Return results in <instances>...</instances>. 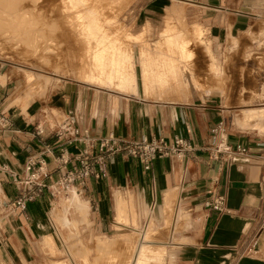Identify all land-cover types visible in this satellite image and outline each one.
Wrapping results in <instances>:
<instances>
[{
    "label": "crops",
    "instance_id": "1",
    "mask_svg": "<svg viewBox=\"0 0 264 264\" xmlns=\"http://www.w3.org/2000/svg\"><path fill=\"white\" fill-rule=\"evenodd\" d=\"M186 10L188 16L196 18L193 23L209 32L215 45L225 44L232 35H264V0H138L136 13L151 25L157 27L160 23L159 27H164L162 18L166 14ZM254 45L264 51L260 42ZM5 66L0 61V76H9ZM8 89V80L0 82L2 264L26 259L41 242L59 250L61 227L76 230L80 225L79 218L71 217V211L82 217L89 213L91 223L84 240L100 241L98 258H104L106 252L131 255L133 243L139 242L142 261L146 259L144 264H150L148 242L162 244L175 258L174 264H264V133L238 126L233 115L237 106L223 109L217 100L222 97L219 93L206 96L205 101L185 104L149 102L134 94L114 95L120 107L109 112L103 103L90 101L81 86L69 82L55 95L54 107L65 117L76 115L80 128L92 137L114 134L138 140L180 134L191 141L195 151L183 159H159L149 171L136 159L118 156L110 162L105 178L87 183L83 195L88 199L73 193L55 202L45 196L29 203L24 211H14L10 202L18 192L13 177L24 174L30 156L40 155L55 166L63 147L75 155L84 145L58 138L55 129L59 123L47 127L42 108L31 106L29 117L18 109L8 110ZM221 120L229 144L248 149L237 161L213 160L209 156L208 150L218 142L212 127ZM215 193L225 197L227 212L220 213L207 205ZM140 224H146L142 233L137 228ZM156 225L159 227L154 229ZM115 227H120V232ZM126 229L131 235L121 238V231ZM120 240L123 246L118 251L115 244ZM253 240L255 248L247 252L246 245ZM112 241L116 243L106 244ZM74 247L86 264V245L79 239ZM152 251L155 258H161L162 250Z\"/></svg>",
    "mask_w": 264,
    "mask_h": 264
},
{
    "label": "rangeland",
    "instance_id": "2",
    "mask_svg": "<svg viewBox=\"0 0 264 264\" xmlns=\"http://www.w3.org/2000/svg\"><path fill=\"white\" fill-rule=\"evenodd\" d=\"M29 1L31 0L24 1L23 5L29 7L28 9L38 5L36 10L33 8L34 12L37 11L36 14L43 15L46 19L51 18L56 23L63 18L67 21L68 28L54 30L52 26H39L37 30L31 24L22 25L21 21L19 23L16 20L9 28L17 30V37L8 33L4 35L0 31L4 35L0 34V61L6 64L5 67L10 72L9 76H0V82L9 81L6 107L10 111L18 109L22 115L29 117L32 114L31 106L42 108L43 123L47 127L60 124L66 117L54 107V97L69 82L81 86L87 91L90 101H95V104L103 103L109 112H116L120 107L114 95L124 96L123 94H134L149 102L185 104L205 101L206 96L217 92L222 96L217 100L223 109L227 110L226 106H237V112L233 114L235 118L242 116L245 109L264 108V51L254 45L255 42H260L263 47L264 35H232L225 44L215 45L209 32L203 26L200 27L199 23H193L196 18L188 16L187 10L166 14L162 18L164 27H159L160 23L156 27L137 15L138 0H35L34 4V0ZM59 5L63 7L60 12L57 11ZM6 11L0 5L5 28L9 21L4 14ZM82 13L89 15L82 16ZM142 35L143 42H148L152 47L156 45V49L166 52L174 74L185 73L187 78L182 75L176 78L169 76L165 79L166 82H158L152 70L144 73L139 55L140 43L133 38ZM162 37L163 40L159 42ZM210 52L216 61L213 67L218 70V75L210 71ZM100 53L101 58L105 54V60L97 58ZM116 70L118 74L114 72ZM213 85L215 89L212 88ZM208 151L212 158V150ZM69 195L56 198L55 202L71 197ZM81 196L88 199L85 195ZM71 217L79 218V228L70 230L61 227L59 250H52L41 242L35 249L32 248L31 256L26 259L16 258L10 264H83L74 250L79 239L87 247L88 258H84L86 264H136L135 259L141 250L139 242L133 243L131 255L119 256L106 252L104 258H98L101 251L98 247L100 241L96 238L84 240V234L91 223L89 213L82 217L80 213L71 211ZM125 224L128 228V220ZM145 227L146 224H140L137 228L142 233ZM157 227L159 225L154 226V229ZM115 228L116 232H120V227ZM77 230L79 235L74 234ZM121 232V238L130 234L128 229ZM114 243L116 242L106 244ZM145 244L151 246L150 264H174L175 258L167 254L162 244ZM122 246L120 240L115 244V249L120 251ZM169 248L178 250L170 245ZM158 249L163 251L160 259L155 258L152 253V250ZM145 261L146 259L141 264Z\"/></svg>",
    "mask_w": 264,
    "mask_h": 264
},
{
    "label": "built area",
    "instance_id": "3",
    "mask_svg": "<svg viewBox=\"0 0 264 264\" xmlns=\"http://www.w3.org/2000/svg\"><path fill=\"white\" fill-rule=\"evenodd\" d=\"M38 131L43 132L40 128ZM212 133L218 136L217 144L211 149L213 159L233 162L248 152L245 146L237 145L234 148L229 144L224 121L217 122L212 127ZM55 135L58 138L65 137L70 144L82 143L84 147L75 155L63 147L55 158V166H51L50 161L40 155L30 156L24 174L13 177L18 194L10 202L11 210L24 211L29 203L45 196L55 200L73 191L83 195L90 180L107 176L110 162L118 156L136 159L149 171L159 159H183L195 151L191 141L180 134L170 138L144 136L138 140H125L110 134L97 139L88 130L80 128L76 115L66 117L55 129ZM207 205L220 213L228 210L225 197L217 193L212 195ZM255 245L256 241L253 240L246 245V251L252 252Z\"/></svg>",
    "mask_w": 264,
    "mask_h": 264
},
{
    "label": "bare ground",
    "instance_id": "4",
    "mask_svg": "<svg viewBox=\"0 0 264 264\" xmlns=\"http://www.w3.org/2000/svg\"><path fill=\"white\" fill-rule=\"evenodd\" d=\"M24 1L27 2V0H0V5L3 6V9H6L7 10L4 14L7 16L8 20H9L8 23H7L8 24V27L5 28V24L6 23L3 20V15L2 16L0 15L1 16L0 17V31H3L4 32L3 33L4 35L10 34L11 36H14V37L15 36L16 37L18 36L17 30H12V29L9 28V25H11V24L13 25V23L16 22V20H19V23L21 21L20 24H22V25H30L31 24V26L33 25L34 28H36L37 30L40 27L42 28V27H45V26H50V27L52 26L51 28L54 29V30L55 29L57 30L58 28H60V30H61V28H63V27L64 28H68V23H67V21L63 20V18H61L60 20H57V23L55 21H53L51 18L50 19H46V17H44L43 15L41 16V15L36 14L37 11L34 12L36 10L35 7L37 8L38 5H36V6L33 7L35 10L33 8H31V7H30L31 10H30V9H28L29 7L27 8V6L23 5ZM31 1H29V2H31ZM32 3L34 4L35 3V0L32 1ZM32 3H31V5H32ZM61 8H63L61 5L57 6V11L60 12L61 11ZM75 8H76V6H75ZM38 9H41V8H38ZM40 12H38V13H40ZM86 15H87L86 13H82V16H86ZM31 17H35L36 19L33 20V19H31ZM17 27H20V26H17ZM66 30L68 31V29H66ZM65 34H67V32ZM4 35L1 34V36H4ZM56 35H57V33H56ZM5 38H9V37H6L5 36ZM133 38H134V41L135 42H139L140 43V52H139V55H140L141 65H142V68H143L144 73L147 74V72H149L150 70H152L154 72V74H155V79L158 82H164L165 79H167L169 76L176 78V77H178V75H182L185 79L187 78V76H185V73H182V74H174V70H173V68H171V64L172 63L167 60V54H166V52H164L161 49H156V47H155L156 45L154 47H152V46H150V44L148 42H146V41L143 42V40H144L143 35L142 36H139V37L134 36ZM202 38L204 39V37H202ZM5 40L8 41L9 39H5ZM11 40H14V38L11 39ZM11 40H9V41H11ZM161 40H163V37H162V39L159 40V42ZM146 44H148V45H146ZM208 50H210V47L208 48ZM104 53L102 54V58H101V53L100 54H97V58L98 59L105 60L106 56H105ZM210 56H211V63H212V69L210 71H212V74L218 75V70L217 69H214V67H213V66L216 65V61H215L214 57H212L211 52H210ZM49 58H50V56H49ZM115 59H117V57ZM114 72H117V74H118V71L117 70L114 71ZM82 76H84V75H82ZM168 81L169 80H167V83H168ZM190 81L191 80H189V82ZM153 86H156V85L154 84ZM167 87H169V86H167ZM213 87H215V85H213L212 88ZM165 88H166V86H165ZM185 89H183V90H185ZM213 89H215V88H213ZM153 90H154V88H153ZM236 118H235L236 124L238 126H240L242 129H244V130H257L260 133H264V108L245 109L243 111L242 116L238 117L237 119ZM73 193H76V194L80 195L79 193H77L75 191H73L70 195H72ZM75 199H76V197H75ZM135 260H136V264H141L142 263L141 253H138V256H137V258Z\"/></svg>",
    "mask_w": 264,
    "mask_h": 264
}]
</instances>
